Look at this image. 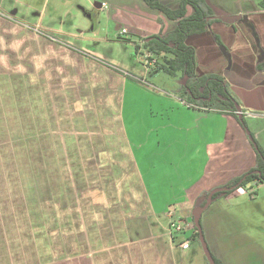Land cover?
<instances>
[{
	"label": "rangeland",
	"instance_id": "rangeland-1",
	"mask_svg": "<svg viewBox=\"0 0 264 264\" xmlns=\"http://www.w3.org/2000/svg\"><path fill=\"white\" fill-rule=\"evenodd\" d=\"M126 1L128 13L121 12L122 5L127 4L121 0H7L9 6L5 2L0 4V74H18L23 77L24 90L37 92L35 106L23 95L27 108L31 106L32 110L28 118L38 134L45 129L53 133L51 146L57 145L66 176L81 188L79 213L87 224L92 223L85 226L87 234L81 236L86 254L90 244L97 251L127 241L122 220L153 214L151 200L159 205L158 214H169L171 223L182 226L185 232L177 241L186 237L192 243L193 233L187 228L193 226L192 212L204 199L202 188L211 191L213 184L225 183L256 163L251 139L240 124L225 135L222 145L200 142L198 134L192 141L188 137V146L201 151L198 161L189 162L186 132L179 131L173 124L176 120L168 117L173 111L170 107L188 110L180 100L181 80L156 71L152 65L145 66L152 62L149 60L152 55L143 48L141 40L152 34L149 29L152 15L140 13L147 7L142 1ZM244 1L250 8L260 0ZM252 1L255 4L251 5ZM97 2L103 3L101 9L96 8ZM162 2L178 4L176 0ZM216 7L221 13L234 11L224 3ZM12 8L17 11H10ZM131 11L143 16L141 20L148 23V29L144 25L142 31L132 25L128 19L141 22V15L132 16ZM34 14L47 23L39 24L35 20L37 15L31 17ZM152 14L161 21L167 19L159 13ZM152 22L157 26L156 21ZM118 24H126L129 32L123 33ZM240 29L247 39L248 29ZM118 35L139 44L138 58L132 59L128 51L112 48L116 43L126 45V41L116 40ZM82 40L92 45L86 47ZM219 52L224 54L222 48ZM111 66L126 75L116 73ZM145 68L149 71L145 72ZM121 95L123 126L120 116L115 115L119 113ZM5 103L0 96V264L23 252L24 236L29 230L20 219L21 207H15L21 190L17 184L13 185L11 175H15L21 162L14 161L4 140L8 135ZM48 109L50 114L46 116ZM157 114L161 121L159 118L152 121ZM162 117L168 123L164 131L159 129ZM91 122L104 123L98 140L93 139L96 133L95 128H90ZM172 124L176 138L174 129L169 128ZM188 124L194 130L200 127L191 118ZM159 138L163 139L160 145ZM140 140L146 145L144 149L138 147ZM190 177L195 181L191 182ZM107 212L110 214L103 226V215ZM201 225L211 253L220 255L224 264H264V183L260 187L249 184L241 195L233 192L217 198L203 213ZM62 233L59 231L56 236ZM177 234L180 233L173 232V236ZM196 245L199 256L192 257V250L183 253L189 258L188 264H208L202 248ZM81 254L85 253L71 247L60 258L56 254L53 262Z\"/></svg>",
	"mask_w": 264,
	"mask_h": 264
},
{
	"label": "crops",
	"instance_id": "crops-1",
	"mask_svg": "<svg viewBox=\"0 0 264 264\" xmlns=\"http://www.w3.org/2000/svg\"><path fill=\"white\" fill-rule=\"evenodd\" d=\"M121 1H124L129 4V2H127L126 0H121ZM140 1L143 2V0ZM176 1L177 3H179L180 0H176ZM210 1L215 7L218 6L220 3H224L227 9L228 8L234 9L232 13L229 11H224L227 14L230 15L235 14L237 16H242L243 14L246 16L239 23L235 24V26L225 25L224 23H220V22H214L211 25L210 32H206L200 35H193L188 38L187 43L195 47L196 49V59L198 63L197 70L200 75L216 73L218 75L225 77L227 82L231 83L234 93L237 95V97L239 98V100L242 102L243 106L247 110L245 111L248 113L245 116V120L248 124L250 132L254 134L256 140L258 141L260 146L264 149V72L258 69V67H260V64H262V62L264 61V8H261L259 4V2H261L262 0L257 1L256 6L253 5L255 3L252 1L250 4L253 6L250 8L248 4L246 5L247 2H245L244 0H210ZM3 2H5V4L9 6V2H7V0H0V4ZM128 4L122 5L123 8L121 12L123 13L129 12V10L126 11L129 8ZM169 5L173 8L177 7L176 6L177 4L176 5L169 4ZM145 9L146 10H143L144 12L140 11V13H142L144 16L145 14L152 15V20L150 22L149 29L152 30V33L156 34L159 32L161 25L158 24L157 22H155L157 26L154 25V22L152 21H156L159 17H157L156 14L155 17L152 13L153 12H156L157 14L159 13V16L163 14H161L158 11L151 10L149 7H146ZM10 11H13V8ZM14 11H17V9H14ZM150 11L152 13H150ZM140 13L138 11H133L132 16L135 15L139 17L141 15ZM190 13H191V9H188V14ZM32 16H36L35 20H39V24L40 22L41 23L46 22L43 17L41 18L39 16V14L31 15V17ZM141 18H143L142 15L139 19L141 20ZM128 20L132 22V25H136L140 30H144V25L146 26V29H148L147 26L148 23L142 20L141 22L140 21L133 22L132 21L133 18H130ZM173 22L174 21H171L169 19L166 20L163 19L164 32L171 30L175 26V22L174 23ZM139 23H143V25L138 26ZM125 25L126 24H118V26H122L128 33L129 32L128 27H126ZM240 27H246L248 29L249 32L247 34V39L243 37ZM155 28L158 29L157 32L155 31ZM77 30L83 32L82 29L81 30L77 29ZM212 32L220 37L224 45L228 48L230 54L225 55L219 52V47L215 44L214 39L212 37ZM117 39L119 40L118 37L116 38V40ZM81 42L85 43L86 47H90L92 45V43L87 40H82ZM92 47H94V45ZM113 47H116V49H119L120 51L123 52L128 51L129 57L132 59L134 56L138 58L135 51L133 50L132 45L130 44L124 45L122 43L120 44L116 43V44H112V48ZM130 49H132V52ZM229 55H231L230 58L228 57ZM135 62L136 59L134 61V65H136ZM136 69H138V67ZM145 72H147L146 68H145ZM243 73H246V76H242L241 74ZM121 104H122V95H121V103L118 109L119 113H115V115L120 116V121L122 124ZM181 104L184 105L182 102ZM170 108L173 111L168 115V117L173 120H176V122L173 124H175L176 128H178L179 131L186 132L185 142L187 146L189 145L187 142V138L190 137L192 141V138L196 137V134L199 135L200 142H205L206 144L211 146L222 145L225 135H227L231 130L234 131L236 127H239V123L236 121L234 117L230 115L220 114L217 112L216 113L206 112L194 108L189 109L191 107H187L188 110L185 111L182 108H177L175 106ZM188 117L191 118L192 123L194 122L199 123L200 127L195 130L190 128L191 126H189L188 124V120H189ZM152 118H153L152 121L155 122L156 119L159 118V115L158 114L157 116L153 115ZM159 119L160 120L158 121H161V118ZM162 119L164 120L163 117ZM173 124L169 125V128L174 129L175 132L174 137L176 138V130L173 127ZM103 125L104 123L101 122L96 123V125L94 124V122L90 123V128H95L94 132L96 133V136H94L93 138L94 140H98ZM167 128H168V123L166 122V120H164L163 125L162 123L159 125V129L160 131L162 130L164 131L167 130ZM122 130H124V127ZM189 132H190V136H189ZM162 140H163L162 138H159L158 145L161 144ZM138 147L144 149L146 145L145 143H143L142 140H140V143H138ZM188 147H189L188 154L190 155L189 162L198 161L197 156L201 153L200 149L197 148L195 149V151H193L190 146ZM60 164H61L62 174L66 176L65 173L66 169L64 168V165L62 164L61 161ZM254 164L252 165L251 168L255 166ZM245 172H242L230 178L225 183H222L220 185L213 184V186L210 188L223 186L231 179L238 177ZM192 177H190L189 179L191 180ZM198 178L199 176H197L195 180H198ZM195 180H191V182L192 181L194 182ZM73 182L75 185V190H74V205L72 206V209H70V211H62L61 213L59 211L60 208L59 205L54 204L52 206L53 210L54 208L58 210V216L63 217L64 215L73 212L72 213L73 218L71 220V223L63 228V226L65 225L64 222L65 220L62 221L57 220L56 223L53 222V224L51 225L42 227L41 230L44 232H49L51 229V231H53L51 233L53 237H55L59 231L61 232L63 231V233L58 234V236L65 237L66 235L65 231L67 230V228H71V226L75 227V229L72 231V234H74L77 237V243H75L72 246V250H77L78 252H84L85 254H81L69 260L53 262L54 259L56 258V254L58 255L57 253L58 251L61 254L66 253L67 251L66 242L57 241L56 242L57 244L55 243V245L54 244L51 245L50 243H48L49 241L43 240V242H41L38 246L33 248V240L36 237L35 235L37 234L38 230L36 231L31 230V233L29 231V233L27 232L26 235L24 236V241H25L24 244L26 243V246L24 247L23 252L17 253L16 255L14 254L11 255L12 257H10V259L7 262L3 261V263L1 264H38L39 263L38 260H41L42 257L47 258L49 256L50 258H52L51 260H49L48 262L42 261L43 263L40 264H188L189 258H187L183 253L192 250L191 253L192 257L199 256L198 251L196 249L197 245L195 243H190L189 248L186 250L181 247V244L187 239L186 237L184 238L182 236L183 239L181 241H177V238L181 237L182 234H178L177 238L175 239H173L175 236L171 238L168 232V227L172 222L171 220L172 218L169 216V214H158L157 209H159L158 208L159 205L154 200H151L149 203L150 209L153 211V214H150L149 216L146 217H142V216L126 217L123 219L124 221L122 220L123 223L122 229L123 227L126 229V235L128 238L127 241H123L121 245L120 244L110 245L108 247L105 246L104 248L101 247L100 249L97 247L98 248L97 251H95L94 248L96 246L90 244V249L86 254V252L83 249L84 242L81 241V236L87 234L85 230L86 229L85 226L92 225V223L87 224L86 223L87 219H84L85 220L84 221L81 214L79 213L81 207L80 203H81V195H82L81 188H77L75 181ZM144 182L146 185L148 184L146 180ZM260 186L261 184L258 185V187ZM207 190L208 189L202 188L201 193H204ZM234 192L241 195L243 194V188L238 189ZM52 207L48 209H52ZM120 209L121 208H118L117 210L120 211ZM124 210H128V208L126 209L125 207ZM107 213L108 214L103 215V220H102L103 226L105 223H107L106 217L109 216L110 214L109 212ZM120 215H122L121 212ZM131 224H134V227H131ZM49 226L50 229L48 231ZM187 229H188L187 231H192L193 226L190 225L188 226ZM209 229L211 231L212 228L209 227ZM69 234L67 233V235ZM58 236H56L55 238H58ZM65 240L66 238H64V241ZM41 245L46 248L41 253H33V251ZM179 251H181V254H179ZM214 255L221 260L220 255L219 257L216 254ZM58 258H60L59 255ZM33 261H38V262L34 263Z\"/></svg>",
	"mask_w": 264,
	"mask_h": 264
},
{
	"label": "trees",
	"instance_id": "trees-1",
	"mask_svg": "<svg viewBox=\"0 0 264 264\" xmlns=\"http://www.w3.org/2000/svg\"><path fill=\"white\" fill-rule=\"evenodd\" d=\"M143 2L151 10L158 11L169 20L175 22V26L165 33L162 28L159 33L142 38L143 48L152 55L149 60H156L152 67H155L158 72L181 80L178 91L182 103L190 105L191 108L197 110L230 115L236 119L246 132H249L248 136L251 137V143L256 154L255 166L242 175L231 179L223 186H219L232 189L215 193L212 202L219 197L228 196L251 183L263 184L264 149L260 146L254 134L250 132L245 116L243 115L241 119L238 117L236 104L241 107L243 113L247 111L246 108L232 91L225 77L217 74L200 75L198 73L196 49L187 43L189 37L210 32L212 23L220 21L221 18L216 10L208 0H180L175 8L163 3L161 0H143ZM189 8L191 9L190 14H188ZM215 16L216 18H214ZM221 21L224 22V20ZM225 21H229V19H225ZM158 23L163 25V21L159 19ZM212 36L218 47L222 48L224 54L227 55L229 50L220 37L213 32ZM118 38V41L124 40L126 45H132L135 53L140 55L139 44L134 40L121 37V35ZM111 67L116 73L121 75L125 73L113 66ZM258 69L264 72V61ZM185 78H187V81L184 85L183 81ZM22 81L23 77L18 74H0V96L6 100L4 118L8 127V135L4 137V140L8 142L9 151L12 153V157L15 158L14 161L17 162L18 159L21 162V165L16 167L15 175L10 174L12 182L14 181L15 183L13 185L17 184L21 190V197L16 198L15 207H21L19 209L20 219L26 224V228H29L27 232L38 230L33 240V248L45 240L49 241L48 243L51 245L57 241L66 242V250L71 249L77 243V237L72 234L75 227L67 228L65 233L70 234L65 241L63 236L53 237L51 235L53 231H51L50 226L48 227V231L50 229L49 232L41 230L42 227L51 225L53 222L56 223L57 220H65L63 228L71 223L73 212L63 217L58 216V210L56 208L53 210L52 206L54 204L59 205L61 213L62 211H70L74 205L75 185L70 177H66L61 172L57 145L51 146L53 133L50 134V131L47 132L45 129V132L38 134L36 128L30 124L28 117L32 115V110L31 106L27 108V100H23V95L25 94L26 97H29L28 101L32 106H35L38 103L37 92L34 89L30 91L24 90ZM29 89H32V87ZM40 97L41 102L44 103L43 96L40 95ZM49 114L50 110L48 109L45 115L48 116ZM209 193L210 191L204 192V199L202 198V201L198 203L199 206L205 205ZM50 207L52 209H48ZM184 232L182 231L180 234L183 235ZM192 233V243H198L199 247H201L199 233L195 226L192 229ZM175 238L177 236L173 239ZM45 248L41 245L33 253H41ZM57 253L60 257L64 255L59 253V251ZM212 256L216 264H224L213 253ZM51 259L50 256L47 258L42 257L41 260H38V264L48 262ZM38 261L33 262L36 263Z\"/></svg>",
	"mask_w": 264,
	"mask_h": 264
},
{
	"label": "water",
	"instance_id": "water-1",
	"mask_svg": "<svg viewBox=\"0 0 264 264\" xmlns=\"http://www.w3.org/2000/svg\"><path fill=\"white\" fill-rule=\"evenodd\" d=\"M103 6V3L102 2H97L96 3V8L98 9H101ZM186 81H187V78L184 79L183 81V84L185 85L186 84ZM236 109H237V114H238V117L241 119L242 116H243V112L241 110V107L236 104ZM247 134H249V132H247ZM251 139V137H250ZM232 188H215L213 190H211V192L209 193L208 197H207V200H206V203L205 205L203 206H197L193 212H192V217H193V228L194 226L197 228V231L199 233V240H200V243H201V247H202V250H203V253L208 261L209 264H216L213 256H212V253L210 251V248L206 242V239H205V236H204V233H203V229H202V225H201V218H202V215L203 213L210 207V205L212 204V200H213V195L215 193H218V192H225L227 190H231Z\"/></svg>",
	"mask_w": 264,
	"mask_h": 264
},
{
	"label": "flooded vegetation",
	"instance_id": "flooded-vegetation-1",
	"mask_svg": "<svg viewBox=\"0 0 264 264\" xmlns=\"http://www.w3.org/2000/svg\"><path fill=\"white\" fill-rule=\"evenodd\" d=\"M210 3H211V5L214 7V9L216 10V12H217V14H218V16L221 18L220 19V21H215V22H220V23H224L225 25H234L235 26V24H237V23H239L242 19H244L245 18V16L246 15H243L242 14V16H237V15H235V14H232V15H228L227 13H225V12H220L218 9H217V7H215L213 4H212V2L210 1V0H208ZM263 1L264 0H262L261 2H259V4H260V6H261V8H264V3H263ZM128 4V3H127ZM145 4V3H144ZM126 5V4H125ZM190 9V8H189ZM238 15H240V14H238ZM167 18V17H166ZM214 18H216V16L214 17ZM159 19V18H158ZM158 19L156 20V22L158 23ZM168 19V18H167ZM225 19L227 20V19H229V21H225ZM221 20H224V22L223 21H221ZM159 24V23H158ZM213 24V23H212ZM163 28V25H161V28H160V30ZM132 29H134V27L132 28ZM139 29V28H138ZM160 30H159V32H160ZM143 31V30H142ZM127 32V31H126ZM158 32V33H159ZM163 32H164V28H163ZM165 32H167V31H165ZM164 32V33H165ZM133 33V32H132ZM157 34V33H156ZM152 35H155V33H152L150 36H152ZM136 36H137V34H136ZM150 36H146V37H143V38H147V37H150ZM213 37V36H212ZM215 42V41H214ZM216 44V43H215ZM217 45V44H216ZM218 46V45H217ZM216 188H221V187H216ZM215 189V188H214ZM211 192V191H210Z\"/></svg>",
	"mask_w": 264,
	"mask_h": 264
},
{
	"label": "built area",
	"instance_id": "built-area-1",
	"mask_svg": "<svg viewBox=\"0 0 264 264\" xmlns=\"http://www.w3.org/2000/svg\"><path fill=\"white\" fill-rule=\"evenodd\" d=\"M122 32L123 33H125L126 32V30L125 29H123L122 30ZM148 52V51H147ZM149 53V52H148ZM149 56V55H148ZM150 57H152V56H149V58ZM155 62H156V60H152V62L151 63H146V65L145 66H149V65H154L155 64ZM184 105H185V103H183ZM188 107H191L190 105H187ZM248 113L247 112H244L243 113V115L244 116H246ZM255 183V182H254ZM183 231V229H182V226H180L179 224H176V223H171L170 224V227L168 228V232H169V234H170V236H171V238H173V232H182ZM189 246H190V243H189V241L188 240H186V241H184L182 244H181V247L183 248V249H188L189 248Z\"/></svg>",
	"mask_w": 264,
	"mask_h": 264
}]
</instances>
